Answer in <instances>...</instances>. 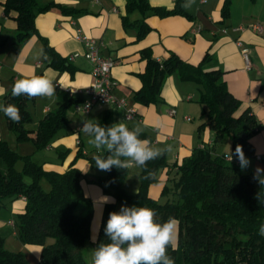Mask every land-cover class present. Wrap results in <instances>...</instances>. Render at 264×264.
<instances>
[{"label": "trees", "instance_id": "1", "mask_svg": "<svg viewBox=\"0 0 264 264\" xmlns=\"http://www.w3.org/2000/svg\"><path fill=\"white\" fill-rule=\"evenodd\" d=\"M230 3L231 0L223 1V18L229 15ZM54 7L62 11L72 10L54 2L40 6L37 0H5L4 13L16 12L15 44L19 46L33 35L40 36L35 26L36 14ZM125 7L123 26L134 27L137 39L150 30L145 20L147 14L188 16L181 1H177L173 8H165L151 6L148 0H126ZM133 11H138L141 18L129 20L128 15ZM40 37L43 52L50 58L49 65L58 69L67 68L66 61L44 37ZM142 57L146 59V68L139 73L141 87L134 93L135 101L144 105L158 102L163 81L170 74H176L181 80L196 82L202 116H205L199 127L207 125L213 131L214 141L213 144L194 147L191 154L177 165L171 188L177 195L176 199L168 198L160 202L148 195V186L156 180L158 169L165 164L164 155L149 161L145 169L139 168V185L134 193L124 188L128 168H113L104 171L103 175L87 179L113 199L103 207L94 249L101 243L111 242L104 230L115 202H119L122 206L154 210L155 221L160 224L169 217L178 221L177 246L175 250L171 247L167 250L175 264H264V235L258 234L261 225H264V183L255 178L257 172L241 169L236 154L239 145L246 158L255 155L250 140L260 129L255 115L248 107L240 110V101L222 79V70L206 67L211 60L209 54L197 64L185 61L173 52L157 60L148 48L142 50ZM31 99L23 95L14 97L11 90L4 96L3 105H15L20 111L21 121L14 123L3 115L18 141L31 138L35 147L41 149L51 143L59 130L69 125L67 109L79 103L80 98L70 96L58 108L48 112L39 120L33 137L25 128L30 120L27 103ZM99 123L109 126L106 119ZM224 135L231 139L232 152L229 155L233 160H225V154H219L214 148ZM139 138L147 140L149 135L142 132ZM97 155L106 158L109 153L101 150ZM88 160L91 166L95 165L93 157ZM19 161L21 168L17 169ZM261 161L264 169V157ZM85 175L73 163L63 172L45 169L42 164L28 155L18 154L6 140L0 139V206L19 196L25 198L24 209L14 220L16 234L22 243L42 246L40 259L44 264H88L83 257V249L90 238L93 203L80 189V181ZM259 179L264 180V175ZM42 181L47 183L48 188L43 187ZM167 191L165 187L164 192ZM50 238L52 241L48 242ZM0 264L30 263L22 252L7 250L0 236Z\"/></svg>", "mask_w": 264, "mask_h": 264}, {"label": "crops", "instance_id": "2", "mask_svg": "<svg viewBox=\"0 0 264 264\" xmlns=\"http://www.w3.org/2000/svg\"><path fill=\"white\" fill-rule=\"evenodd\" d=\"M4 1L0 0V99H4L14 83L22 78L46 74L56 86L54 97H36L27 103V110L32 116V127H29L28 133L30 137L34 136L39 120L70 97L68 90H84L93 83L92 64L84 56L86 46L77 37V30L94 38L101 44V55L114 60L111 91L136 110L135 117L127 120L126 110L113 104L94 105L88 112L78 111L75 104L71 105L67 109L69 125L59 130L44 148L57 152L60 164L47 163L45 169L63 172L73 163L83 173L90 170L88 161L83 160L87 149L84 147L85 135L80 131L83 122L89 119H93L94 123L106 119L109 126L121 121L128 128L140 126L142 132L149 135L147 140L150 146L170 148L171 151L166 153H171L172 159L178 163L190 154L192 148L212 142L210 139H199L200 133L191 123L198 112L194 102L196 82L181 80L176 74H170L163 81L158 102L144 105L135 101L134 93L141 87L139 73L146 68V59L142 57L145 48L157 60L173 52L193 64L199 63L209 54L211 60L206 63V67L222 70V79L240 101V110L248 107L260 124L259 133L250 139L255 154L253 171L259 168L261 159L258 160L256 156L264 157V154L256 151L258 144L264 151V0H231L227 18L221 16L224 0H194L192 4L191 0H148L151 6L173 8L177 1H181L182 5L187 3L191 7H183L188 16L159 17L147 14L145 20L150 30L140 39L136 38L134 27L123 26L126 0H37L40 6L54 2L72 8L62 11L54 7L37 12L35 17L39 35L66 61L68 67L65 69L49 65L50 58L43 52V41L38 35H33L19 46L15 44L16 12L10 11L6 15ZM128 16L131 21L141 18L138 11ZM254 26L260 27L261 31ZM237 41L242 45L239 46ZM243 48L248 50L249 67L241 54ZM44 54L47 59L43 57ZM73 96L79 97L80 102L89 98L85 93H75ZM2 114L0 139L9 136L12 141L14 137L7 129ZM13 134L16 138V134ZM17 143L20 144L18 140ZM24 149L27 150L24 147L20 149L21 152L28 153ZM101 172L95 170L96 174L102 175ZM80 188L86 196L102 203V208L96 213V221L92 224L90 236L93 238L97 235L103 207L112 201V197L104 194L100 186L85 180L80 181ZM13 200L3 205L6 207L11 203L10 212L0 210V236L4 239V246L9 251H24L30 264H43L40 259L41 245H23L18 240L13 216L15 211H23L25 199L19 196V200ZM51 241V238L48 239V242Z\"/></svg>", "mask_w": 264, "mask_h": 264}, {"label": "clouds", "instance_id": "3", "mask_svg": "<svg viewBox=\"0 0 264 264\" xmlns=\"http://www.w3.org/2000/svg\"><path fill=\"white\" fill-rule=\"evenodd\" d=\"M192 3L194 0H191ZM182 7L187 9L191 5L185 3ZM43 57L47 59L45 54ZM12 95H23L30 99L52 98L56 95V86L46 74L22 78L14 83ZM0 112L14 123L21 121L20 111L15 105H0ZM80 131L89 137L88 143L98 151L106 150L109 153L106 158L102 155L93 157L100 171L132 167L145 169L149 161L171 151L167 147L150 146L148 140L139 138L143 131L140 126L130 130L123 121L112 126H101L99 122L94 123L93 119H89L83 122ZM236 154L241 168H247L250 161L245 157L242 146H237ZM261 175H264V169H258L255 177L264 183V180L259 179ZM155 215V211L149 208L127 206H122L119 212L110 213L104 231L111 242L101 243L94 249L93 264H175L167 250L169 247L175 250L177 246L178 221L169 217L160 224L155 221ZM258 234L264 235V225H261Z\"/></svg>", "mask_w": 264, "mask_h": 264}, {"label": "rangeland", "instance_id": "4", "mask_svg": "<svg viewBox=\"0 0 264 264\" xmlns=\"http://www.w3.org/2000/svg\"><path fill=\"white\" fill-rule=\"evenodd\" d=\"M194 102L198 107V112L196 115H194V120L191 123H194L196 132L199 131V133H200L199 139H206V140L210 139L212 141V144H213V141H214L213 131L207 125L199 127V125L202 123V121L205 120V116H202V105L199 103L198 85L196 87ZM0 105H3V98L0 99ZM1 113L2 112H0V114ZM29 115H30V120L25 124V128L28 130V133L30 131L29 127H32V125H31L32 116H31L30 112H29ZM2 116H3V114H2ZM7 129L10 131V134H11V136L14 137V139L11 141L9 136H6L2 139H5L8 142V144L10 145V147H12L18 154H20L22 156L28 155L32 160L36 161L37 163L42 164L43 166L47 163H49L51 165L60 164V158L58 157L57 152H55L54 150H46V149H44L45 147L41 148V149H37L35 147L33 140L30 138L22 140V141H18V142H20V144H19V143H17V139L15 138L13 131L11 129H9L8 127H7ZM258 133H259V131L256 132L253 136L257 135ZM83 138H84V147H85V149H87L86 156L84 157L83 160L88 161V163H89L88 158L94 157L101 150L98 151L93 145L88 143L89 137L84 136ZM214 145H215L214 146L215 150L219 154L224 153V154L228 155V154H231V152H232L231 139L228 135H224L222 140L220 142L215 143ZM259 145L260 144H258L256 146V151H258V153H260V154H264V151L260 149ZM17 146L18 147L22 146V147L16 149ZM24 147L27 148V150L24 149V151H28V153L21 152L20 149H22ZM170 154L171 153L168 154L165 152V154H164L165 164L158 169V171L156 173V180L148 186V195L151 198L158 200L160 202H165L168 198H174V199L177 198V195L175 193H173V191L171 190L172 185H173V178L176 177V173H175L176 167H177V165L181 164L182 160L184 158L188 157L191 154V152L188 156H185L184 158H182L180 163L173 160ZM254 157H255V155H254ZM247 159L250 161L249 166L247 168H244V169L241 168V169L244 172L253 171L254 158L252 157V158H247ZM259 163H260V166L258 169H261V165L263 164V162L259 161ZM16 168L17 169L21 168V161L17 162ZM258 169L254 170V171L257 172ZM95 170H99L96 167V165H94V166L90 165V170L85 172L86 175L81 180H85L86 182H88L87 179L91 178L93 175H100V174H96ZM101 173L103 175L104 171H102ZM25 180L27 182L30 181L29 178H25ZM88 183H90V182H88ZM42 185L44 188H48V185L46 182L42 181ZM138 185H139V168H136V167L128 168V172H127V175H126V178L124 181V188L128 192L134 193L137 191ZM165 187H167V189H168L167 192H164ZM81 192L84 194L82 189H81ZM91 199H92V203H93V216H92V221H91V228H92V224H94V221H96V213H97L98 209L102 208V203L98 202L97 199H94V198H91ZM16 200H19V197L14 198L13 201H16ZM121 207H122V205L119 202H115L113 212H119ZM0 208H1L0 209L1 212H4L3 211L4 209L10 212L11 203H9L8 206L6 205V207L0 206ZM19 213H21V210L15 211V214L13 216L14 220L16 219V217ZM18 240H19V238H18ZM22 244L25 245L26 243H22ZM29 245H38V244H29ZM12 252H22L23 254L25 253L22 250H15ZM93 253H94L93 238L90 236L89 240L86 242V244L84 245V249H83V257L88 264L93 263Z\"/></svg>", "mask_w": 264, "mask_h": 264}, {"label": "built area", "instance_id": "5", "mask_svg": "<svg viewBox=\"0 0 264 264\" xmlns=\"http://www.w3.org/2000/svg\"><path fill=\"white\" fill-rule=\"evenodd\" d=\"M93 1L98 2L99 0ZM254 28L258 31H261V28L258 26H254ZM77 31V37L86 46L84 56L92 64L93 83L84 90H68L70 96H73L75 93H85L89 96L87 100L75 104L76 110L88 112L94 105H104L109 103L113 104L117 108H124L126 110L125 118L127 120L133 119L136 115V110L132 107H129L124 98L116 97L111 91L114 84V80L112 79L111 75L114 60L111 57H105L101 55V44L98 43L94 38L82 33L80 30ZM237 44L239 46L242 45L240 41H237ZM241 54L246 66L249 67L250 63L248 50L243 48L241 50ZM186 119L189 120V117H186ZM256 158L258 160L261 159L260 156H256ZM224 159L229 161L233 160V157L229 154H225Z\"/></svg>", "mask_w": 264, "mask_h": 264}]
</instances>
